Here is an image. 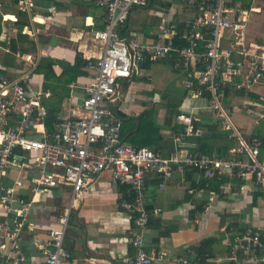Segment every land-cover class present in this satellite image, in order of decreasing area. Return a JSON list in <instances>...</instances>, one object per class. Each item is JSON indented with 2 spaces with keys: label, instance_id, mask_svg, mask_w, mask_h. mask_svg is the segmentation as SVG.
Instances as JSON below:
<instances>
[{
  "label": "built area",
  "instance_id": "1",
  "mask_svg": "<svg viewBox=\"0 0 264 264\" xmlns=\"http://www.w3.org/2000/svg\"><path fill=\"white\" fill-rule=\"evenodd\" d=\"M99 4L105 11L104 24L93 36L102 43V54L86 62L91 75L81 85L84 95L80 116L64 119L48 132L43 100L49 92L32 91L26 83L29 73L20 77L0 74V264H31L23 249L25 236L31 238L42 264H69L64 238L70 214L79 208L87 182L103 173L109 174L114 185L125 187L127 200L120 207L131 218L127 244L133 250L127 264L167 261L165 253L145 249L149 219L145 177L154 173L162 181V189L173 175L193 171L200 180L188 185L186 194L194 203L197 199L202 202L197 207L195 204V210L200 207L208 211L214 197L231 206L242 201L251 206V219L245 217L241 224L222 228L226 235L223 264H264V216L260 214V208L264 210V158L259 157L257 139L242 134L230 118L231 112L247 107V113L256 112L259 119H264V107L253 112L254 103L243 100L231 110L225 106L229 93L248 94L255 87H264V37L249 39L247 25L250 15H257L264 29V0H99ZM6 7L25 14L32 25L31 29L23 27L21 34L33 36L39 32L36 25H42L37 18L45 21L33 0H0L2 28L17 22ZM151 8L160 20L155 38L141 42L131 34L125 36L123 29L131 11ZM3 36L2 29L0 41ZM166 59H174L175 65L186 72L185 90L209 95L207 109L214 113L216 129L233 142L230 157L215 158L179 149L187 137L202 133L194 125L198 119L185 113L177 116L180 131L173 137L177 149L166 157L122 139L121 117L110 106L118 82L128 80L145 61ZM23 60L31 63L32 55H25ZM15 114L17 119L12 118ZM16 151L21 153L19 161L26 159L37 168V175L25 181L32 194L29 200L17 192L25 184L22 178L13 183L16 190L3 182L7 170L16 166ZM202 182L204 188L215 182L217 192H204ZM61 188L68 190L69 197L56 227L48 231L46 240H33L35 226L29 214L34 197L39 200L41 195ZM255 197L263 202L260 208L253 202ZM171 262L199 264L191 248Z\"/></svg>",
  "mask_w": 264,
  "mask_h": 264
},
{
  "label": "crops",
  "instance_id": "2",
  "mask_svg": "<svg viewBox=\"0 0 264 264\" xmlns=\"http://www.w3.org/2000/svg\"><path fill=\"white\" fill-rule=\"evenodd\" d=\"M33 1L37 12L45 19L44 21L37 18L42 25H36L39 32L33 33V36L20 33L23 27L32 28L25 14L18 13L11 7L5 8L17 18V22L13 26L5 25L3 28L0 24V32L4 30L0 41V74L20 77L29 73L26 83L32 91L49 92V97L43 100L48 102L53 95L50 89L43 86L42 69L50 68L56 77H61L64 72L73 68L76 56L86 62L99 58L102 54V43L96 41L93 34L102 29L105 11L99 0ZM146 10L148 16L140 18L141 14L138 12ZM146 10L131 11L123 29L125 36L131 34L141 42H151L155 38L160 20ZM249 39L255 37L249 36ZM29 54L32 55L31 63L23 60L24 56ZM175 64L174 59L147 61L139 65L138 70L133 71L128 80L118 82L110 106L122 116V139L127 144L148 147L166 157L177 149L173 142V137L180 131L177 116L185 113L198 119L194 125L200 128L202 133L200 136L187 137L179 149L201 152L215 158L230 157L228 151L233 147V142L216 129L214 113L207 109L209 95H195L185 90L186 72ZM85 70L87 76L75 81L77 85L79 83L80 88L91 75L87 67ZM50 84L55 85L56 82ZM239 93H242V96H229L225 101L228 109L231 110L240 100L254 103L253 112L264 107L248 96H256L264 102V87H255L254 91L248 94ZM78 103L79 100L72 98L70 90L69 98L61 103L55 114L56 120L80 116ZM247 109L245 107L231 112L230 118L243 113L252 122L263 120L258 118L256 112L247 113ZM12 118L17 119L18 115L15 114ZM39 129L41 130L40 127ZM252 132L253 130L248 134L252 136ZM241 133L247 134L244 131ZM203 147L206 152L199 150ZM20 154L16 151L14 163L19 167L24 163L25 167L9 168L3 178L9 189H15L13 183L18 179L22 178L21 181L25 182L37 175V168L31 166L28 160L19 161ZM182 179L185 184H182ZM199 180L197 172H186L182 176L173 175L169 181L163 183L162 189H159L162 181L154 173L146 174L145 198L150 213L148 230L144 234L145 249L167 255V261L153 264H172L174 257L183 254L188 248L194 249L205 239L213 240L210 245L211 264H223L221 260L226 255V235L222 228L229 224H241L245 217L251 219V206L243 201L231 206L214 197L208 211L200 210V207L195 210V204L197 207L202 202L197 199L194 203L193 199L187 196L186 187ZM17 192L24 199L32 198L26 182ZM68 193L67 189L61 188L41 195L39 200L34 197L35 204L29 214L35 226L33 240H46L48 231L56 227L60 212L67 205ZM81 197V204L72 212L74 219L64 238V247L70 252L69 264H127L133 256V250L127 244L131 218L120 207L119 186L111 182L108 173H103L87 182ZM253 202H257L260 207L263 205L256 197ZM240 213L242 219L237 216ZM260 214L264 216L262 208ZM30 240V237L25 236L24 252L31 258V264H42L43 259L31 246ZM189 259L192 260V257Z\"/></svg>",
  "mask_w": 264,
  "mask_h": 264
},
{
  "label": "trees",
  "instance_id": "3",
  "mask_svg": "<svg viewBox=\"0 0 264 264\" xmlns=\"http://www.w3.org/2000/svg\"><path fill=\"white\" fill-rule=\"evenodd\" d=\"M125 33V30L123 31ZM31 48L34 50V45L31 46ZM147 61H145L146 63ZM86 68V61L81 59V57L76 56L75 63L73 68L69 72H64L61 77H56L53 72L51 71L50 68H45L42 69L43 73V78H44V83L43 86L46 89H50L52 92V97L50 98L48 102L44 101V105L47 110V116L44 121V126L47 129L48 132H51L53 126L60 121L56 120L55 114L58 111L61 103L69 98L70 96V85L75 83V81L79 78H85L87 76V72L85 70ZM50 82L55 83V85H51ZM246 95V94H245ZM230 97H235V96H242V93H236L232 92L229 93ZM251 100H254L256 103L260 105H264V102L259 100L258 97L253 96V95H248ZM122 117L121 115H119ZM264 123V119L262 120ZM214 130V128H213ZM252 136L257 139L259 142V157L262 159L264 158V131L260 132H255V129H253ZM213 137V136H211ZM202 152H206L207 150L203 147L199 149ZM203 182L201 183L200 188L204 189V192H217L218 185L215 182H211L208 186V188H204ZM119 192L121 194V202L124 200H127L125 196V187L119 186ZM126 198V199H125ZM199 210V209H198ZM150 211H148V214ZM73 214H70L69 221H68V227L70 226L71 221L73 220ZM68 232V229H67ZM66 232V234H67ZM213 243L212 239H205L200 242V244L195 247L193 250L196 254V257L199 261V264H211L210 259H211V250H210V245ZM66 249V248H65ZM67 250V249H66ZM68 251V250H67ZM69 252V251H68ZM70 253V252H69Z\"/></svg>",
  "mask_w": 264,
  "mask_h": 264
},
{
  "label": "rangeland",
  "instance_id": "4",
  "mask_svg": "<svg viewBox=\"0 0 264 264\" xmlns=\"http://www.w3.org/2000/svg\"><path fill=\"white\" fill-rule=\"evenodd\" d=\"M149 11H150L151 14L153 13L154 17L158 18L156 16V11H155L154 8H151ZM138 14H141L140 15V18L141 17H144V15L145 16H148L147 15V10L146 11H143V12H138ZM150 18H153V17H150ZM247 25H248V35L249 36H253V37H256V36L264 37V29H263L261 23L259 22V19H258L257 15H250L249 21H248V24ZM259 112H261V111H259ZM231 120H232L234 126L238 130H240L241 132L244 131V132H246L248 134V133H250L253 130L252 127H254L255 132L264 131V123H263V121L260 120V121H258L256 123L254 121L252 122L243 113H241L240 115H235L234 117H232ZM255 205L260 208V206L258 205L257 202H256ZM237 216L239 217V219H242V214L241 213L238 214Z\"/></svg>",
  "mask_w": 264,
  "mask_h": 264
},
{
  "label": "water",
  "instance_id": "5",
  "mask_svg": "<svg viewBox=\"0 0 264 264\" xmlns=\"http://www.w3.org/2000/svg\"><path fill=\"white\" fill-rule=\"evenodd\" d=\"M70 90L72 98L79 100L78 105H80L83 99L84 90L79 87V84L77 85L76 83L70 87Z\"/></svg>",
  "mask_w": 264,
  "mask_h": 264
}]
</instances>
